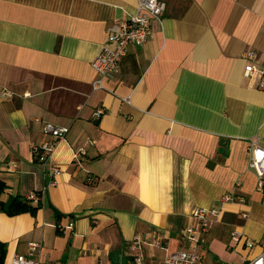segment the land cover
<instances>
[{
    "label": "crops",
    "instance_id": "0c3cea01",
    "mask_svg": "<svg viewBox=\"0 0 264 264\" xmlns=\"http://www.w3.org/2000/svg\"><path fill=\"white\" fill-rule=\"evenodd\" d=\"M165 1L151 37L93 90L90 61L137 0H0V201L44 185L32 146L52 143L61 170L33 216L0 211L3 264L28 241L40 264H135L139 250L141 264H165L193 245L183 236L197 207L220 210L196 235L200 264L260 252L245 240L264 238V184L248 166L250 141L264 147V91L244 54L264 66V0ZM44 123L67 132L55 140Z\"/></svg>",
    "mask_w": 264,
    "mask_h": 264
},
{
    "label": "built area",
    "instance_id": "2783aa9c",
    "mask_svg": "<svg viewBox=\"0 0 264 264\" xmlns=\"http://www.w3.org/2000/svg\"><path fill=\"white\" fill-rule=\"evenodd\" d=\"M166 10L165 0H137L135 10L125 19L115 22L108 26L106 30V42L98 50L97 54L90 61L91 68L98 76L92 83V89H102L101 79L103 77H112L119 69L120 63L127 53L130 45L141 46L150 37L153 25L160 23L162 16ZM244 57L249 61L244 67V76L247 78H255L256 89L264 91V66L257 67L254 63L255 53L248 51ZM1 95H8L6 90L1 91ZM104 113L103 108H95L92 112L93 117H99ZM43 129L48 132L55 140L62 139L67 132L66 127L53 126L49 123H44ZM53 144L43 142L39 146H32L33 153L38 151L43 152L41 159V169L44 176L47 178L44 185L36 191L30 192L25 196V199L32 204H43L45 191L48 187L55 184L56 176L61 172L57 165H52L48 162V156L52 151ZM77 154H74L76 157ZM249 168L256 175L257 188H262L264 184V147L257 140H251L249 143ZM235 196L227 194L222 197L221 203L233 202ZM219 208H201L197 207L192 212V217L195 220V226L185 229L183 239L193 243L190 248L178 249L167 253L165 264H200L201 254L198 251L196 235L205 232L210 223V217L217 218L219 216ZM56 232L63 233L71 231L73 221L68 220L65 224L55 223ZM242 234L237 231L231 232V239L238 242ZM247 247L258 245L260 252L252 257L244 260L239 264H264V238L258 243L250 239L245 240ZM142 241L136 236L133 241V249H140ZM41 250L40 241H28L25 245L23 253H14L8 264H40L39 253ZM142 255L139 252L134 257L135 264H141Z\"/></svg>",
    "mask_w": 264,
    "mask_h": 264
},
{
    "label": "trees",
    "instance_id": "16d2710c",
    "mask_svg": "<svg viewBox=\"0 0 264 264\" xmlns=\"http://www.w3.org/2000/svg\"><path fill=\"white\" fill-rule=\"evenodd\" d=\"M4 188V184L0 181V193ZM41 208L40 203L32 204L26 199L14 197L7 211L3 210V203L0 201V211L4 212L8 216L17 215L20 213H28L33 216L36 211ZM56 217H59L58 215ZM5 254V244L0 242V264H3Z\"/></svg>",
    "mask_w": 264,
    "mask_h": 264
},
{
    "label": "water",
    "instance_id": "95a60500",
    "mask_svg": "<svg viewBox=\"0 0 264 264\" xmlns=\"http://www.w3.org/2000/svg\"><path fill=\"white\" fill-rule=\"evenodd\" d=\"M11 202H12V198H9V199H7V200L4 202V204H3V210H4V211H7V210H8V208H9Z\"/></svg>",
    "mask_w": 264,
    "mask_h": 264
},
{
    "label": "rangeland",
    "instance_id": "374dc122",
    "mask_svg": "<svg viewBox=\"0 0 264 264\" xmlns=\"http://www.w3.org/2000/svg\"><path fill=\"white\" fill-rule=\"evenodd\" d=\"M184 242H187V241H184Z\"/></svg>",
    "mask_w": 264,
    "mask_h": 264
}]
</instances>
